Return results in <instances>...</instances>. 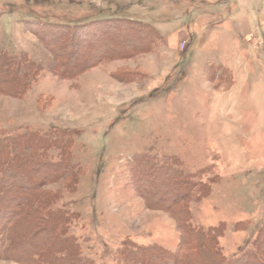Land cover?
<instances>
[{
	"label": "rangeland",
	"instance_id": "374dc122",
	"mask_svg": "<svg viewBox=\"0 0 264 264\" xmlns=\"http://www.w3.org/2000/svg\"><path fill=\"white\" fill-rule=\"evenodd\" d=\"M175 1L0 0V56L24 53L41 68L22 96L0 93V133L73 130L76 187L57 205L78 213L70 232L97 264H115L111 254L123 241L178 251V222L155 205L157 197L143 195L166 189L153 176L139 180L145 164L169 157L195 175L191 222L224 225L225 261L250 249L264 225V0H219L218 12L213 0ZM21 4L23 12L13 7ZM28 11L70 24L95 15L110 45L122 48L72 78L59 77L51 62L70 34L60 27L46 33ZM244 15L250 21L237 34L232 19ZM3 60L0 80L11 79L17 71ZM64 172L38 190L62 187L71 174Z\"/></svg>",
	"mask_w": 264,
	"mask_h": 264
},
{
	"label": "trees",
	"instance_id": "16d2710c",
	"mask_svg": "<svg viewBox=\"0 0 264 264\" xmlns=\"http://www.w3.org/2000/svg\"><path fill=\"white\" fill-rule=\"evenodd\" d=\"M24 5L13 7L23 12ZM25 16L41 24L43 30L47 26L46 33L60 27L58 32L70 34L68 42L56 44L55 54L59 60L51 62L54 65L50 70L59 77L72 78L108 57L110 52L122 48L115 42L110 45L108 40L113 37L109 35L105 24H99L95 15L79 17L72 24L60 21L53 15H37L31 11ZM93 26L98 29L101 26V29L95 33L87 31ZM137 37L143 42L145 35ZM130 41L120 40L127 47H130ZM66 49L75 50L71 52ZM75 52L76 58L70 63L69 59H73ZM92 54L96 59L87 61ZM0 57L4 58L3 66H12L17 71L13 78L0 80V93L22 96L36 81L41 68L24 53L16 57L4 51ZM80 58L82 60L78 62ZM25 129L21 132L13 130L0 133V259L13 260L19 264H97L84 254L78 236L70 232V225L78 218V213L57 205L64 191L73 193L76 187L77 170L71 151L73 130ZM168 160L151 168L140 162L144 165V173L139 176V180H148L153 176L166 189L162 195L159 192L143 195L157 197L155 205L173 215L178 222L182 236L178 251L153 246L138 247L135 243L123 241L111 254L115 264H264V225L258 230L250 249H243L237 257L225 261L219 245L224 225L204 228L191 222L189 203L194 186H198L192 183L195 175L186 171L184 173L171 165L170 157ZM177 162L174 160L175 164ZM64 170L71 174L62 187L52 191L38 190L41 183L60 180L65 174ZM182 172L187 179L191 177V182L185 180Z\"/></svg>",
	"mask_w": 264,
	"mask_h": 264
},
{
	"label": "crops",
	"instance_id": "0c3cea01",
	"mask_svg": "<svg viewBox=\"0 0 264 264\" xmlns=\"http://www.w3.org/2000/svg\"><path fill=\"white\" fill-rule=\"evenodd\" d=\"M245 19H248V21H250L246 15H244L242 17H240V16L239 17L238 16L233 17V19H232L233 20V28L235 29L237 34H240L244 30ZM239 69L240 68L238 65H233V70L236 74H238L240 72Z\"/></svg>",
	"mask_w": 264,
	"mask_h": 264
},
{
	"label": "water",
	"instance_id": "95a60500",
	"mask_svg": "<svg viewBox=\"0 0 264 264\" xmlns=\"http://www.w3.org/2000/svg\"><path fill=\"white\" fill-rule=\"evenodd\" d=\"M210 7H212L214 11L218 12L219 11V0H213L210 3Z\"/></svg>",
	"mask_w": 264,
	"mask_h": 264
}]
</instances>
